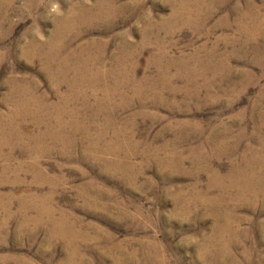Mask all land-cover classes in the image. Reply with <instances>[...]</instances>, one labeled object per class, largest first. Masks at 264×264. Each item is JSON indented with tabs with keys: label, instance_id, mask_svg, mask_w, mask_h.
I'll use <instances>...</instances> for the list:
<instances>
[{
	"label": "rangeland",
	"instance_id": "1",
	"mask_svg": "<svg viewBox=\"0 0 264 264\" xmlns=\"http://www.w3.org/2000/svg\"><path fill=\"white\" fill-rule=\"evenodd\" d=\"M194 3L0 0V264H264V0Z\"/></svg>",
	"mask_w": 264,
	"mask_h": 264
},
{
	"label": "bare ground",
	"instance_id": "2",
	"mask_svg": "<svg viewBox=\"0 0 264 264\" xmlns=\"http://www.w3.org/2000/svg\"><path fill=\"white\" fill-rule=\"evenodd\" d=\"M184 5L186 4V5H191V4H195L194 2H197V1H199V0H180ZM100 3V2H99ZM98 3V4H99ZM109 3V2H108ZM107 3V4H108ZM102 4V3H101ZM100 4V5H101ZM110 5H112V4H110ZM98 6V5H97ZM70 7V6H69ZM74 7V6H73ZM77 7V6H76ZM105 7V6H104ZM80 8V7H79ZM107 8V7H106ZM70 9V8H69ZM78 9V8H77ZM88 9V8H87ZM105 9V8H104ZM76 10V9H75ZM94 10V9H93ZM98 10V9H97ZM106 10V9H105ZM78 11H80V10H78ZM81 11H82V9H81ZM90 11V10H89ZM88 11V12H89ZM95 11V10H94ZM83 12V11H82ZM102 12V11H101ZM108 12H110V10H108ZM90 13V12H89ZM104 13V12H103ZM106 13V12H105ZM82 14V13H81ZM80 14V15H81ZM95 14V13H94ZM112 14V13H111ZM91 15V14H90ZM95 15H97V14H95ZM94 15V16H95ZM109 15V14H108ZM64 16V15H63ZM62 16V17H63ZM71 16V15H70ZM72 16H74V15H72ZM84 16V15H83ZM82 16V17H83ZM65 17V16H64ZM68 17V16H67ZM89 18V17H88ZM99 18V17H98ZM66 20V19H65ZM83 20V19H82ZM87 20H90V19H87ZM64 21V20H63ZM69 21H71V20H69ZM77 21V20H76ZM75 21V22H76ZM79 21H81V20H79ZM84 21V20H83ZM62 22V21H61ZM74 22V23H75ZM89 22V21H88ZM181 22V21H180ZM63 23V22H62ZM62 23H61V26H62ZM70 23H72V25H73V22L71 21ZM81 23H83V22H81ZM56 24H57V22H56ZM77 24V23H76ZM85 24V23H84ZM64 25H65V21H64ZM68 25L70 26V24L68 23ZM62 28V27H61ZM67 28V27H66ZM69 29H70V27H69ZM62 30H64L63 28H62ZM76 32V31H75ZM77 32H78V30H77ZM53 33V32H52ZM64 33V32H63ZM66 33V32H65ZM64 33V34H65ZM245 33V32H244ZM55 36V35H54ZM61 36V35H60ZM63 36V35H62ZM251 37V36H250ZM254 37V36H253ZM52 38V37H51ZM57 38V37H56ZM32 42V41H31ZM33 43V42H32ZM34 43H36V42H34ZM38 43V42H37ZM39 45V44H38ZM58 45H60V43L58 44ZM58 45L56 44V43H54V41L52 40H50L49 42H48V46L50 47V51H53V52H57V51H60L59 50V47H58ZM36 46H34V47H29V48H31V49H33V48H35ZM41 47H42V43H41ZM61 47V46H60ZM27 49V48H26ZM38 49V48H37ZM61 49V48H60ZM44 50V49H43ZM27 51V50H26ZM30 51V50H29ZM33 51V50H32ZM83 51V50H82ZM25 52V51H24ZM34 53V52H33ZM48 53V52H47ZM129 54H130V51L128 52ZM32 54V53H31ZM35 54V53H34ZM33 54V55H34ZM43 54V53H42ZM49 54V53H48ZM73 54V53H72ZM77 54V53H76ZM51 55V54H50ZM53 55V54H52ZM70 55V54H69ZM74 55V54H73ZM60 56V55H59ZM63 56V55H62ZM84 56V55H83ZM65 57V56H64ZM74 57V56H73ZM83 58V57H82ZM60 59V58H59ZM68 59V58H67ZM60 61H62V60H60ZM69 61H70V59H69ZM89 61H91V60H89ZM94 61H96V60H94ZM68 62V61H67ZM123 62V60L121 59V58H119V57H116L115 58V60H114V63H115V66L113 65V67L114 68H112L113 70L114 69H117L118 70V66L121 64ZM48 63V62H47ZM55 63V62H54ZM66 62H64V64H65ZM71 63V62H70ZM46 64V63H45ZM78 64V63H77ZM80 64V63H79ZM65 65H67V64H65ZM72 65V64H71ZM70 65V66H71ZM82 65V64H81ZM67 67V66H66ZM71 68V67H70ZM75 68V67H74ZM77 68V67H76ZM62 69H64V68H62ZM134 67H132V65L131 64H128L124 69H119L118 71H117V76L116 77H114L115 79H113L112 81H113V84L111 85V87L110 88H108V89H106L107 90V93L105 92L104 93V95H106L107 97H105L106 99H108L109 97L111 98L112 96L114 97V96H116V95H119L118 94V92H117V90H118V88L119 87H121L120 85H122L124 82H126L127 80H130L129 79V77H130V75L131 74H133L134 73ZM56 71H57V69H56ZM97 71V70H96ZM101 71L102 70H98V72H97V74L99 75V76H97L99 79H101V76H102V73H101ZM115 71V72H116ZM67 72V71H66ZM65 72V73H66ZM59 73V72H58ZM90 73V72H89ZM111 73V72H110ZM92 74V73H91ZM115 74V73H114ZM78 76V75H77ZM86 76V75H85ZM93 76V75H92ZM105 76H106V74H105ZM54 77V76H53ZM57 78V77H56ZM103 78V77H102ZM60 79V78H59ZM67 79V78H66ZM84 80H85V78H84ZM86 81V80H85ZM91 81H93V80H91ZM72 82V81H71ZM82 82V81H81ZM99 82V81H98ZM103 82V81H102ZM139 82V81H138ZM70 83V82H69ZM106 83V82H105ZM60 84V83H59ZM72 84H77L76 83V80L75 81H73V83ZM87 84V83H86ZM98 84V83H97ZM94 86V85H93ZM105 87H107V86H105ZM13 88V87H12ZM95 88V87H94ZM12 90V89H11ZM16 91V94L19 96V98H21V97H23V95H24V93L26 92H24V90L22 89L21 90V87H19L18 86V88L15 86L14 88H13V91H11L12 93L13 92H15ZM20 92V93H19ZM72 92V91H71ZM92 92V91H91ZM136 92V91H135ZM11 93V94H12ZM78 93V92H77ZM83 93V92H82ZM27 94V93H26ZM25 94V95H26ZM28 96V95H27ZM74 96V95H73ZM26 97V96H25ZM18 98V97H17ZM28 98V97H27ZM26 98V99H27ZM21 99H23V98H21ZM20 99V100H21ZM25 99V100H26ZM30 99H31V97H30ZM103 99H104V97H103ZM19 100V101H20ZM16 101V100H15ZM19 101H17L16 103H18V105L16 106V113L17 114H20V112L22 113V111H20V109L22 110V108L24 109L26 106L25 105H22V100L19 102ZM107 101V100H106ZM24 103V102H23ZM28 104V103H27ZM25 106V107H24ZM27 108V107H26ZM25 108V109H26ZM36 111H38V110H35L34 112L36 113ZM24 112V111H23ZM17 114H16V116H17ZM13 115V114H12ZM13 119V118H12ZM46 123V122H45ZM48 125V124H47ZM59 125H62V122L60 121L59 122ZM46 129V128H45ZM1 130V129H0ZM48 132V131H47ZM1 136V135H0ZM3 137V136H2ZM8 140V139H7ZM3 143V142H2ZM5 143V142H4ZM173 154V153H172ZM261 160H263V159H261ZM253 161H259V159H254ZM234 175V174H233ZM260 177V176H259ZM263 181V180H262ZM26 202V201H25ZM39 203V202H38ZM43 206V205H42ZM47 208V207H46ZM3 209V208H2ZM43 211V210H42ZM35 220V219H34Z\"/></svg>",
	"mask_w": 264,
	"mask_h": 264
},
{
	"label": "clouds",
	"instance_id": "3",
	"mask_svg": "<svg viewBox=\"0 0 264 264\" xmlns=\"http://www.w3.org/2000/svg\"><path fill=\"white\" fill-rule=\"evenodd\" d=\"M53 11H57V12L59 11L57 5H53Z\"/></svg>",
	"mask_w": 264,
	"mask_h": 264
}]
</instances>
